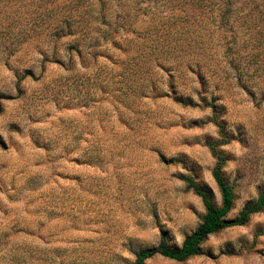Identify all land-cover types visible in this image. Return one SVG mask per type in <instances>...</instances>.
Masks as SVG:
<instances>
[{
  "label": "rangeland",
  "instance_id": "1",
  "mask_svg": "<svg viewBox=\"0 0 264 264\" xmlns=\"http://www.w3.org/2000/svg\"><path fill=\"white\" fill-rule=\"evenodd\" d=\"M30 1H0V264H132L160 232L179 246L203 207L178 177L193 175L217 206L208 145L221 136L228 217L257 197L264 2L173 8L154 43L169 5L141 6L106 39L82 24L54 38L28 21ZM143 264H264V210L208 236L198 256Z\"/></svg>",
  "mask_w": 264,
  "mask_h": 264
},
{
  "label": "trees",
  "instance_id": "2",
  "mask_svg": "<svg viewBox=\"0 0 264 264\" xmlns=\"http://www.w3.org/2000/svg\"><path fill=\"white\" fill-rule=\"evenodd\" d=\"M0 1L8 2L13 0ZM14 1L16 2L17 0ZM53 1L54 0L30 1L28 6L31 5V2H36L38 3V8L34 6L28 11V13L34 12L32 16L28 17V21H31L32 26H43L44 30H48V35L54 38L65 36L73 37L80 32L77 30L79 29V24H82V28L87 27L88 29L92 26L93 30L96 31L102 39H106L112 36L111 34H115L117 25L125 30L130 28L129 25L132 21V13L139 11L141 6L149 10L151 8L169 5L170 9H168V14L161 16L157 24L153 23L150 25V31L155 32L154 39H152L154 43L157 42L160 37V34L156 36L157 32L164 27L168 28L170 25L167 23L178 18V15H173V8L190 6L201 9L204 3L209 2L210 5L213 3L219 4L220 7H224V5L232 2V0H64L58 5H52ZM258 1H260V3L264 2V0ZM45 2L51 3V6L40 8L41 4ZM146 8L143 9L146 10ZM183 12L186 14L183 15V17L188 15L185 11ZM156 14H158V12H152V17H156ZM198 14H202V12H198ZM4 24L3 32H10L8 27L13 25V23L5 22ZM100 26L103 27L101 28ZM89 30H86L87 34ZM80 35H82V32ZM166 35H169V32L166 33ZM2 36H4V34ZM178 44L179 43L175 42L170 46L167 43L165 53L171 54L174 52ZM71 48L72 45L68 47V49ZM179 50L184 51L183 48ZM160 51L162 52L161 47ZM262 100L264 101V97H262ZM211 122L218 127V132L220 134L223 127L216 122L215 118H213ZM227 142L228 139L221 136L220 140L208 145L214 157V164L210 174L219 194V204L216 206L212 202L209 192L196 181L193 175H179L178 178L183 182L185 189L196 196L202 204L203 214L198 224L191 232L184 236L179 246L175 247L167 243L165 232H160L157 244L136 251L132 264H143L146 260L154 256H159L174 262H183L193 256H198L200 255V245L208 236L230 227L243 226L250 216L264 210L263 186L259 190L257 197L245 203L235 217H228L232 209L234 195L232 186L228 184L222 173L225 157L217 151L218 147Z\"/></svg>",
  "mask_w": 264,
  "mask_h": 264
}]
</instances>
